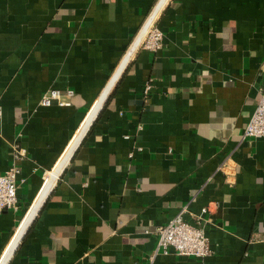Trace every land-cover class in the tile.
<instances>
[{"label": "crops", "instance_id": "0c3cea01", "mask_svg": "<svg viewBox=\"0 0 264 264\" xmlns=\"http://www.w3.org/2000/svg\"><path fill=\"white\" fill-rule=\"evenodd\" d=\"M160 2L0 0V174L19 170L0 264L49 187L6 264H264V135L243 138L264 0H164L161 48L139 44L120 68ZM206 206L210 255L150 258L159 225Z\"/></svg>", "mask_w": 264, "mask_h": 264}, {"label": "built area", "instance_id": "2783aa9c", "mask_svg": "<svg viewBox=\"0 0 264 264\" xmlns=\"http://www.w3.org/2000/svg\"><path fill=\"white\" fill-rule=\"evenodd\" d=\"M162 32L155 26H150L141 41L143 48L156 51L162 45ZM147 83L144 92L147 94L149 89ZM58 91H51L50 95L41 97L42 104H48L50 98H57ZM1 111V110H0ZM264 135V82L262 84L260 100L251 115L249 122L243 131V138H256ZM13 158L20 157L23 152L20 148L14 146ZM18 173L17 166L12 163L7 169L0 174V213L4 210L16 211L18 209ZM186 207L182 208L167 223L159 225L156 228L158 234L157 249L151 254L153 259L159 252L163 254L169 253V249H173L178 255L193 256L196 258H205L211 254L212 249L209 244L208 237L205 234L200 221L204 219V214L209 212V207H203L199 215L194 216L195 222L190 223L183 218Z\"/></svg>", "mask_w": 264, "mask_h": 264}, {"label": "bare ground", "instance_id": "6f19581e", "mask_svg": "<svg viewBox=\"0 0 264 264\" xmlns=\"http://www.w3.org/2000/svg\"><path fill=\"white\" fill-rule=\"evenodd\" d=\"M163 2H164V0H161V2L159 3V5L156 6V8L154 9L153 13L148 17V19H147V20L145 21V23L143 24V26H142V28H141V30H140V32H139L137 38L135 39V41H134V43L132 44L131 48L129 49V51L127 52L126 56L124 57L123 62L121 63V67H120V68H122V67L124 66V64H125V63L129 60V58L132 56V54H133V52H134V50H135V48H136V46H137V44H138L140 38L142 37V35H143V33H144V30L147 28L148 24H149V23L155 18V16L157 15V13H158V11H159V9H160V7H161V5H162ZM93 116H94V115H93ZM92 118H93V117H92ZM85 129H86V127H85ZM85 129H84V130H85ZM84 130H82V131H84ZM82 131H81V132H82ZM75 144H76V143H75ZM71 151H72V149H71ZM71 151H70V153H71ZM70 153H69V155H70ZM68 157H69V156H68ZM68 157H67V158H68ZM67 158H66V159H67ZM53 179H54L53 175L49 177V179H48V181H47V187L52 183ZM47 187H46V188H47ZM49 188H50V187H49ZM49 188H47V190H46L45 192H47V191L49 190ZM43 198H44V195L42 196L41 200L35 205V207L29 212V216H28V220H29V221H30V219H32L33 215H35V213H36L37 209L39 208L40 203H41V201H42ZM9 253H10V250L7 251V253L5 254V257H4L3 260H5V259L7 258V256H8Z\"/></svg>", "mask_w": 264, "mask_h": 264}, {"label": "water", "instance_id": "95a60500", "mask_svg": "<svg viewBox=\"0 0 264 264\" xmlns=\"http://www.w3.org/2000/svg\"><path fill=\"white\" fill-rule=\"evenodd\" d=\"M153 21H154V19L148 24L147 28L144 30V33H143L142 37L140 38V40H139V42H138L136 48L139 46V44H140V42L142 41L143 37L145 36L147 30L150 28V26H152ZM136 48H135V50H136ZM128 61H129V60H128ZM128 61L124 64V66L128 63ZM124 66H123V67H124ZM123 67H122V69H123ZM122 69H121V70H122ZM110 88H111V87H110ZM109 91H110V89H109V90L106 92V94L104 95V97H103V99H102V102H101L100 106H101L102 103L104 102V100H105V98L107 97ZM100 106L96 109L95 114H94L93 118L91 119L90 123L92 122V120H93L94 117L96 116L97 112L99 111ZM90 123H89V125H90ZM89 125H88V126H89ZM88 126H87V128H88ZM87 128H86V129H87ZM86 129H85V130H86ZM84 132H85V131H84ZM84 132H83V134H84ZM83 134L81 135V137L83 136ZM81 137L79 138L78 142L76 143V145H75L74 148L72 149L70 155L72 154V152H73V150L75 149V147L78 145V143H79ZM70 155H69V157H70ZM69 157H68V159H69ZM68 159H67V160H68ZM60 171H61V170H60ZM50 188H51V187H50ZM49 190H50V189H49ZM49 190H48V192H49ZM48 192L46 193L45 197L47 196ZM45 197L42 199V201H41V203H40V206L42 205V203H43ZM30 206H32V204H31ZM40 206H39V208H40ZM29 208H30V207H29ZM39 208L37 209L35 215H34L33 218L30 220L29 224L26 226V228L24 229V231H23L22 234L20 235V237H19L17 243L15 244V246L13 247V249H12V251H11L9 257L11 256V254L13 253V251L15 250V248H16V246L18 245V243H19L20 239L22 238L23 234L25 233V231L27 230V228H28L29 225L31 224L32 220H33L34 217L36 216V214H37ZM9 257H8V259H9ZM8 259H7V261H8ZM7 261H6V263H7ZM6 263H5V264H6Z\"/></svg>", "mask_w": 264, "mask_h": 264}, {"label": "rangeland", "instance_id": "374dc122", "mask_svg": "<svg viewBox=\"0 0 264 264\" xmlns=\"http://www.w3.org/2000/svg\"><path fill=\"white\" fill-rule=\"evenodd\" d=\"M23 218V217H22Z\"/></svg>", "mask_w": 264, "mask_h": 264}]
</instances>
